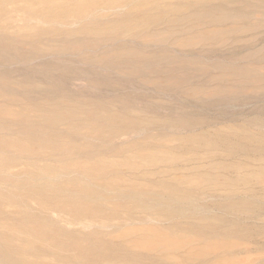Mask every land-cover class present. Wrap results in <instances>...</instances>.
<instances>
[{
  "label": "rangeland",
  "instance_id": "1",
  "mask_svg": "<svg viewBox=\"0 0 264 264\" xmlns=\"http://www.w3.org/2000/svg\"><path fill=\"white\" fill-rule=\"evenodd\" d=\"M11 1H13V0H11ZM14 1H16V0H14ZM14 1H13V3L9 2L10 5L7 4L8 8L7 7L6 8L9 11L12 10V12L10 11V14L6 13L5 15H6V17L9 16L12 19L14 18L13 19L14 22L16 24H19V25H16L17 27H19L21 23L23 24L25 22L24 24L27 26H25L24 24L22 26L27 28V29H30L29 30L30 34H33V35H31V37H32L31 39H32L33 43L31 41H29L31 43L27 42V43L21 44V42L18 43L16 41H14L17 44L14 43L15 45L14 44L13 45L11 44V45L16 47V48L18 46L17 50L14 47L13 48L9 47V49L7 48L6 51L10 50L12 52L9 51V53L7 52L8 54L7 53L5 54L6 51L5 52L0 51V53H1L0 54L1 55L0 56L1 57L0 58V92L2 91L1 93H5L4 90L2 89V86H14L13 88H18V89H21L24 91L25 90L29 91L30 87H31V89L33 88L32 91L30 90L31 93L28 92L26 94V96H20L19 95V98L21 99V101L19 103H17V106H28V109L29 108L32 109L33 112L35 110V112L32 113V115L29 116L27 118V120L31 119V120H29L30 124L35 125L36 127H37V125L39 127H41V125H44V127L42 126L43 127L42 130H44L46 132L48 131L47 133H49V134H46L44 131H43L44 132V134H43V132L40 131L39 133H42L43 135L42 134L39 135L38 132H35L37 130L36 127H34V128L32 127V128H30L31 130H28V135L31 134L30 137H33V139L36 140L35 143L38 144L37 147L40 148V142L41 143L46 142V144H48V146L50 147L49 150L53 149V148L55 149V150L54 149L52 150L53 151L52 153L53 154L55 153V154L54 155L52 154V156H51V154H50L51 151L48 152V148H47V151L45 150L46 144H43V143H42L43 145L41 144L42 145L41 147L43 149L45 148L44 150L42 149L43 154L45 153L44 151H46L50 155V158H49L48 157L49 155L47 153L45 154V155H47L46 156V162H48L50 164L54 163V165L56 167H57V165L58 166L62 165V164H59V160L62 159L60 163L64 162L63 156L67 155V149H68L67 146L68 147L70 146L69 148L72 149V147H74L77 142H78V144L80 143L81 138H79V139L76 138L78 141L77 140L75 141L74 140L75 137H73V135H72L73 133L70 134L72 132V130H73V132L80 131L84 134L83 128H87L86 126L89 127V130H92L91 126L98 127V126H96V124H99L100 127L102 126L101 130L103 129V132H106V130H107L106 128L108 127L109 128L108 130L110 131V133H112V135H111L112 140H110V133L109 132H106V135H105V137L109 138L108 140L105 137L104 138L102 137V136H104V134L101 137L103 138V140L104 139L106 140V142L104 141V143H106L107 146H109V148H106L109 152L104 154L106 156L99 154V159H100V157L104 156L102 160H104V161L107 160L108 163L105 162L104 164H102V166H104V168L106 166V163L108 164L107 165V173H108V168L111 169L110 171H112V170L114 171V170H117L120 168L121 169H120V171H117V172L115 171L117 174L112 171L111 174L109 172L108 174H106V176H104L103 178H100L99 180L97 177H95L94 178L95 180L93 179L94 181L93 180L92 181L95 184H101L102 180L104 181V183H106V181H108V182L110 181L111 183L113 182L112 184H114V181L116 182L117 177H120L122 175L123 179L125 180V183L127 181V184L129 185V187L127 184H124L123 179H118V180H122V181L117 180V182L119 184L116 182L115 183L116 185L114 184L115 187L119 188L120 184L123 183L122 184L123 186L120 187L123 189V191L124 190L129 191V190H132V188H133V191H130V192H134V193H137V192L140 193L141 192L142 194H144L146 192H150L149 196H148L149 193H146L145 195H143L142 197H140L138 199V200L142 199V202L144 201V203L138 201L136 195L133 196V197H136V201L134 198H121V199L119 198L116 200V202H114V203L112 202L115 207H117L118 205L123 203L124 205L122 204L120 206H125L127 208L126 205H128L129 206L128 208H130V209L132 207L131 204H133V207H134V205H136L137 203L139 204V202L142 203V204H139L140 207L146 208L147 205H151V206H147L148 209L143 208V210L139 206H138V208H139L138 209L136 207L137 206L136 205L135 207L137 208L136 210H138V211H135V207H134V209L132 207L133 211L130 209L129 210L127 209L131 213H129L127 210H125V208L124 209L121 208V210L118 207H117L118 209L114 208V209H116V210H114V213L117 214L119 212L118 215H120V214L121 215L120 216L117 215L119 218L112 219V220L114 222L116 221V223H118V220H120L119 221L120 223L122 221V222H125L123 224H126V226L122 225L123 227H121L122 223L121 224L118 223L120 225V228H123V229H119L120 232L122 231L123 234L129 233L131 236V235H135L136 231L138 232V231H141V229H145V232H147V235H146V233H144L145 235L144 236L142 235L143 237L149 236L148 231L150 232V236L147 237V239H150L149 240L150 242L152 240L153 241H152V243H150L148 240H146V242H144L145 240L142 241V243H144V246L141 249H143L144 252H142L143 250L140 249L142 252V253L140 252L141 254H148L149 251H150V253L152 251L151 256L153 254L154 255L156 254V256L159 255L158 256L159 258L157 257V262H160L159 264L165 263V261H166L165 264H171V263L172 264H174V263L179 264L177 262H180L183 258L186 259L185 257L187 256L186 255L187 252H186V254L185 253L183 254V252H185L184 250L187 251V249H183V248H186L187 247L186 245L193 246V242L196 243L194 245V247H196V245L201 244L204 240V238L201 235L204 234L205 239H206L205 240L206 243L204 241L203 244H205L207 246L202 244V245L197 246L198 247L197 249H195L194 247L191 248L189 246L188 250L191 251V253H192L195 249L194 252H195V254L197 252L196 255H198L197 250L199 249L200 250L199 254L203 255L204 256L203 259L206 258L207 262L211 258L214 259L212 256H210L212 253H213V256L216 255L219 257V260L217 262L210 260L209 264H213V263H216V264H264V0H158V2L160 4L158 3L157 5H159V7L156 4L152 3L153 0L152 1L147 0V1H149V4H147L148 2L146 0H144V1L140 0V2H142L141 3L142 5L137 4L139 2V0H136V5H134L135 0H133V1L130 0L132 4L128 0H126L129 2V3L127 2L129 5L125 2L126 7L124 5L123 0H119V2L117 0V2L119 3V4H116V8H115L117 11L114 8H112L116 2L114 0H113L114 2L111 0H100V3H99V0H97L98 2L93 7H92V5H93L92 2H91L92 5L88 4V6L86 5L84 7V6H79L78 4H76L78 2L75 3V0H72V2H71V0H67V2H66L67 6H68V4L69 5L73 4V6L71 5V7H73L72 8L73 13L71 11H69V10H71L68 8L70 6H68V7L66 6V4H65L66 0H64V2H63V0H51L53 3H55L54 7H56L55 5L58 4V6H59L58 9L57 8L53 9L54 7L52 8V6H51L52 2H50V0L48 3L46 2L45 5L42 4L43 1L41 4H37L36 0H31V1L29 0V2H27L30 4L29 6H32V4L34 3L33 1H36L35 4L40 5V6H38L39 8H37V5L35 6V4H33V6H32L34 9L35 8L37 9L36 15H34L35 11L34 12L30 11V13L31 14L33 13V16H35L34 17L35 19L33 18V16H32V19H30L31 14L29 13L28 10L27 11L29 14H27V12L25 10H20V12L18 11L19 13L14 12L13 9L16 7L15 4H19L18 0H17V3L16 2L14 3ZM20 1L23 2V0H20ZM25 1H27V0H25ZM44 1H47V0H44ZM95 1L96 0H94V2ZM101 1H103V4H104V2L106 4L103 6L102 5L99 6L98 3L101 4L102 3ZM120 1H122V2H120ZM22 2H21V4H22ZM38 2L40 3L41 0H39ZM62 2H63V4H62ZM108 2L113 3V4L112 3L110 4L111 7L109 6V8H108V5H109ZM143 3L145 4L146 7L145 6L143 7ZM151 3L153 4V7L151 6L152 5ZM155 3H157V0ZM11 4H13V5H11ZM64 4H65V7L68 8V11L64 7ZM46 5L49 7L51 6V9L49 10V7H47ZM60 5L62 6V8ZM90 5H91V7H90ZM96 5H97V7H95ZM117 5H118V7L120 6L121 8L120 9L117 8ZM137 5H140V6H137ZM10 6H12V7H10ZM43 6H45V7H43ZM135 6L138 8H136ZM46 7L48 8L47 10L45 9ZM63 7H64V9H63ZM149 7H151V8H149ZM82 8H83V10H82ZM91 8H94L96 10H98V9H100V10L102 9V10H101V12H100V10H98V11L95 10V12H94V10H92ZM34 9H32V10H34ZM44 9L46 10V12L48 11V13L50 11V15L51 14L53 15V17H52V15L50 16L49 14H48L49 16H46L47 14L45 15L47 18L49 17L48 19H49L50 23L47 22L48 19L44 15L42 17V14H44L43 11L45 12ZM60 9H61V11H60ZM125 9H126V11H125ZM144 9H148V10L144 11ZM38 10L40 11V13ZM58 10H59V12H58ZM114 10L117 13H115ZM130 10H131V13H130ZM137 10H139V11L143 10V11L139 12ZM22 11H25V13ZM41 11H42V13H41ZM52 11L54 13L57 12V13H55V15L57 14L55 16V18H54V13ZM102 11L106 12V13H103ZM132 11H135V12L133 13ZM96 12L98 13L99 16H97ZM118 12H121V13L124 12L125 14L124 13L121 14ZM60 13H61V15L59 17ZM64 13H66V14H64ZM92 13L95 14V17L97 16L98 18H95L92 16V18H93L92 19L91 17L88 16L89 14L91 15ZM62 14H64V17L62 16ZM101 14H103V15H101ZM144 14H145V16H144ZM25 15H27V16H25ZM65 16L67 18L66 20L64 19ZM69 17L71 20L69 19ZM79 17L81 20L79 19ZM104 17H106V19ZM38 18H41L43 20L45 19V20L43 22V20H41V19L37 20ZM99 18H101V19H99ZM139 18H142V19H139ZM144 18H146L147 20L152 18V20H154V21L149 20V21H147V22H149L147 24V22ZM23 19H25V21H23ZM68 19H69L70 23L72 24V25L69 24V27L71 25V27L69 28V32H67L68 27H67V29L64 27V26H68V25H66V21H68ZM29 20H31V22L33 21L34 23H32V24L29 23L30 22ZM34 20L37 22H35ZM61 20H64V23L61 22ZM82 20L84 21V23ZM92 20H93V22H91V24H90V21H92ZM97 20H98V22H97ZM127 20L130 21V22H127L130 24H127V25L125 24V27L129 26V27H126V29H125L124 23H126ZM53 21L56 22L57 25L59 22H61L62 25H64V26H62L61 29L60 28L58 29L56 25H50V24H53ZM132 21H133V24H131ZM141 21H144V22H141ZM150 21H151V23H150ZM40 22L41 23L43 22L42 24H44V25L40 24ZM28 23H29V25H28ZM86 23H88V24H86ZM101 24L103 25V27ZM33 25L36 26V28ZM41 25H42V28H41ZM49 25H50V27H49ZM60 26H61V24H60ZM92 27H94V30L95 29L98 30V32L95 30V33L96 32L98 33V35L96 34L97 36L95 34L94 35L90 34L91 31L93 30ZM48 28L50 29V31ZM53 28H55V29H53ZM109 28H111V29H109ZM122 28H124V32H126L127 30L128 31L126 33H124V32H122V30H123ZM33 29H37V31L33 30ZM44 29H46L45 34H47V35L42 34V36H38V35H40V33H44L43 32V31H45ZM88 29L89 30L92 29L90 31V33L89 32L86 33V30L89 31ZM99 29L101 31H99ZM55 30H56L55 33H57V34H52V33H54ZM57 30H59V33ZM60 31L63 34H61ZM70 31H72V32H70ZM35 32H36L35 35H37L38 38L42 37L39 39V41H38V38H34V37H37L34 35ZM73 32H75L74 35L72 34ZM49 33H51V34L49 35ZM67 33H71L72 35L67 34ZM91 35H92V37H91ZM10 41L11 40H7V42L6 41H4V42L6 44L8 43L7 45H10L9 44ZM11 43H13V42H11ZM25 44H28V45H25ZM32 46H35L36 48L32 47ZM42 46L45 49L38 50L40 48L42 49ZM46 46H47V48H46ZM48 47L51 49H48ZM11 49H15L14 50L15 52ZM33 49L34 50L36 49V51L38 50V52H41V51H43V52H42V54H38V52L34 53L36 51H34ZM10 53L12 56L10 55ZM2 54H3V56H2ZM30 54H32L33 56ZM36 54H38V55H36ZM7 55L9 56V58H7ZM11 59H13V60H11ZM14 60H15V62H14ZM16 86H21V87H16ZM22 86H23V89H22ZM24 87H25V89H24ZM38 87L40 89H38ZM41 88L42 89L48 88V89H50V91L52 88V91L50 93V91L45 89L44 90L45 94H44L43 90H42L41 95H40V93L39 94L33 93V91L39 92V90H41ZM14 95L16 96V94H14ZM53 102L55 105H58V103L59 104L61 103V105L58 106V109H56L55 107L53 108V105H54ZM41 105H42V107H41ZM17 106H15V108H17ZM32 106L35 108H33ZM36 108H39V110H37ZM41 108H43L42 109L43 111L45 109L44 113H42ZM51 108H52V112H50ZM53 109H55L54 112H53ZM62 109H64V110H62ZM66 109H68V110L71 109V113L69 114L70 110L68 111ZM40 110H41V112H40ZM47 110H50V111H48V114H47ZM57 110H59V111L62 110V111H60V113H59ZM74 110L75 111L77 110V112H75ZM79 110L81 113H82V111H87V112L91 111L88 113L83 112L82 114H84V116L82 115V117H84V118L88 114H90V113L92 114L94 112L96 113V114L94 113L96 116L94 114H93V116L90 115L91 119H89V117H90L89 116V117H86L84 119L85 121H83L82 118L79 119L81 117V115H80V117L78 116L79 118L78 117H77L78 119L75 118L74 119L75 121H74L73 118H74V116L79 115V113H78ZM66 111H68V113ZM72 111H74V114L72 113ZM92 111H94V112H92ZM55 112H58L57 113L58 116ZM42 114H44V116ZM60 114H63V115L60 116ZM71 114H72V116H71ZM85 114H86V116H85ZM116 114H117V116H116ZM46 115L48 117H50V119L48 117H46ZM109 115H111V119L109 118ZM112 115L115 116V118L118 117V119L114 120V117ZM69 116L73 117L72 118L73 121L71 119L67 121V119H69ZM104 116L105 117L108 116L107 120L113 119V121H115L114 123L122 122L121 119H123V121H125V122H122L119 125H118V123L117 124L112 123L110 126V120H108V122H107L108 124H106V122H105L106 118H104ZM57 117H58V120L56 119ZM65 117H67V118H65ZM100 117L103 120L100 119ZM120 117H121V119H120L121 121L119 120ZM62 118H63V120H65V122L67 121L65 124H64V121L62 120ZM87 118L90 120L89 122L93 121L94 125L93 124L91 125L92 122L88 123V121L86 120ZM132 118H133L134 124L131 122ZM55 119H56V121H58L57 123H56V121H55V123H53V121ZM14 120H18V119H16V117H15ZM77 120H79V122ZM41 121L45 122V124H47L49 122V125H45L44 123L40 124ZM61 121H63V123H60ZM71 121L73 122L74 126L72 124L70 126V123H72ZM113 121H111V122H113ZM127 121H130V122H128V124H127ZM17 122L18 121H16V123ZM50 122H51V124H50ZM135 122L141 128L137 127V124ZM75 123L76 124L82 123V124H80L77 127L78 128L77 129L76 128L77 125ZM83 123H86L85 126ZM101 123H104L105 127ZM129 123L132 127L129 125ZM66 124H68L69 127H67ZM87 124H89V125H87ZM126 124L128 125V127ZM115 125H118V128L122 125L124 127V129L126 127H127V129H129L131 127L130 128L131 130L129 129V131H132V132L129 133V131H126L127 129H125V131H126L125 132L123 128H122L123 130H120L122 126L120 127V129H116L118 131H114V129H113V131L110 130L111 127L117 128ZM46 126H47V128H46ZM65 127H67V130ZM74 127L76 130L74 129ZM80 127L82 130L79 129ZM134 127H137L138 129L137 128L135 129ZM45 128H46V130H45ZM58 128L61 131L59 133H62V136H61V134H57ZM63 128H65V129H63ZM39 129L40 128H38V130ZM55 129H57V132L54 131ZM62 130L65 131L66 133H63ZM86 130H87V132H85V134L86 133L88 134V131H89L88 128ZM32 131H33V133H32ZM120 131L121 132L123 131V132L120 134L119 133ZM67 132H69V133H67ZM114 132L119 134V135L116 134L118 140H117V138H115V140H113L115 137V136H113V135H115ZM35 133H37V134H35ZM128 133H129L131 138L128 136ZM146 133L149 135L146 136ZM54 134H55V137H53ZM63 134L65 136L67 134V137H69L68 138L69 140H67V138L64 137ZM69 135H71V136H69ZM152 135H154V136H152ZM40 136L45 141H43L40 138ZM43 136H46L47 140L44 139L45 137H43ZM51 137H53V138L50 139ZM147 137L149 138V140H148L149 142L146 140ZM55 138L57 140H55ZM93 138H90V139L89 138H82L84 145L81 141V144H79V145L77 144V146L82 147V148H86L92 144ZM95 138L93 140V143L95 141L94 144L96 147V145H97L96 143L98 142V140H96V139L97 138L99 139V136L96 139ZM127 138H128V140H126ZM140 138H142L143 141ZM101 139H99V142ZM37 140L39 141V143H37L38 142ZM61 140H63V141H61ZM73 140H74L75 144H72V143H74ZM86 140L88 142H91V144L88 145V142ZM121 140H124L125 143ZM169 140H170V142H169ZM52 141H56V143L52 142ZM67 141H69V142H67ZM71 141H72V143H71ZM84 141H86V142H84ZM107 141L108 142L109 141H112V142L115 141V142H114V144H112L111 142L108 143ZM116 141H117V143H116ZM129 141H130V143L132 142V144L133 143L135 144V145H133L135 150L138 151L139 149L141 150L143 148L141 150L143 152H141L140 150L138 151L139 154L144 153L145 152L144 150L148 151L149 154L147 153V157L143 156L146 153L141 155L143 158L144 157L149 158L148 155L151 154V156H152L153 151L157 150V151H154V153L156 152L155 154H153L154 157H156V158L159 157L158 159H160L161 157L167 158V161L166 160L163 161V163L165 162L164 163V167H165L164 169L166 170L169 167L168 169L171 170L170 168H172V170L170 171L171 173L169 172L170 174H168V172H167V171H169L168 169H167V171H165V170L161 171V170H163V169H161V168H163V166L162 167H159V166H161L162 159H161V162L159 161V163H160L159 166L157 165L158 168L161 169L160 170L161 172H159V169L155 166L156 164L153 166L157 170H154L152 168L153 167L152 164H154L156 162L158 163L157 159L152 157V159L150 158V160H151L150 161V160L145 159V158L143 159L142 157L138 159V156H136V158L139 161H141L142 159L144 161L148 160L147 169H145L143 167L144 165H142V164L140 166H137V165H139V161L137 160V165H136V163H135L136 159H135L134 163L136 166L134 165V167L135 168L139 167V169L136 168L137 170L135 172L134 169H132V166H133L132 165L131 169L133 170V172H131L129 165H131L133 162L131 164L129 163V165H128V162L132 161L134 156H132V159L130 156L132 155L133 151L135 152V150L131 149V148H133L131 146H129L131 148L128 147L127 143L130 145ZM144 141L147 142V144ZM165 141H166V143H165ZM57 142H59V143H57ZM99 142H98L97 147H99ZM143 142L145 143L146 146L141 145V144H143ZM152 142L153 143L156 142L157 145L155 146L156 143L153 145ZM167 142H168V145H166ZM85 143H87V145H85ZM122 143H124L125 146L126 145L127 146L125 147L123 144L124 148H122L123 147ZM136 143H137V146H136ZM36 144H35V146H33L34 148L36 147ZM58 144H60L61 146H59ZM181 144H182V146H181ZM151 146H153V147H151ZM183 146H184V148H183ZM185 146H186V148H185ZM60 147H61V150H60ZM119 147L122 149H120ZM127 147L129 149V151L125 152L124 150H126L125 148H127ZM146 147H148L149 149L152 148V150H150L151 153L149 152V149ZM166 147H168L169 149H171L170 147H173L171 149V151L173 150V152H171ZM114 149L118 150V151L123 150V153L121 154L122 156L120 155V157H119L121 159L123 157L125 160H127V161L122 160L124 162L123 166H122L121 159H119L117 157L116 153H114L115 155H113L112 159L109 158V159H111V161L108 160L107 155H109L111 157L113 152L115 151ZM130 150H132V151H130ZM71 151L72 150H70V152L69 151L68 152L70 154L76 156V152L75 151L71 152ZM127 152H129V153L127 154ZM166 152H168V153H166ZM110 153H111V155H110ZM57 154L60 156L59 158L57 157L58 156ZM135 155H138V154L136 153ZM126 156L128 157L129 161H128V159H126L127 158ZM71 157H73V156H71ZM105 157H106V159H105ZM168 157H170V159H172V158H177L178 160L180 159L179 161L182 160L181 163L184 161H187L188 164H185V163H187V162H185L184 164L179 165V163H180L179 161L175 162V159H174L173 160L175 162L174 163L172 160H168ZM113 158L114 159L116 158L117 161L113 160ZM68 159H70V157L67 156V158H66V156H65L64 160H66L65 162H67V163H69L70 160H72V161H70L72 163L74 160L75 161L78 160V159L76 160V158H73V159L71 158L68 161ZM112 160H113V162H112ZM78 161L81 162L82 161L81 158H79ZM142 161L140 163H142ZM169 161L170 162L172 161L174 164L171 162L169 165L167 163ZM114 163H115V165L118 164V167L115 166ZM148 163H149V165H148ZM166 163H167V165H166ZM43 164H45V163H42V165ZM50 164H48V165L50 167H52L53 164L52 165H50ZM109 164H110V167H109ZM143 164H145V162ZM150 164L152 167L150 166ZM111 165H114L115 168L111 167ZM171 165H173V166H171ZM195 165H196V167H195ZM55 166H53L52 168L57 169V168H55ZM166 166H167V168H166ZM183 166L185 167V168H183V170H185L186 167L189 169L191 168L190 171L193 170L192 168H194V170L187 173L186 170L189 171V169H186L185 173H184V171H182V169H181ZM197 166H198V168L200 166H202L204 169L207 167V170L206 169L201 170L202 167H200V169H198ZM98 167H97V169H98ZM101 167L99 170H101ZM127 167H129V168H127ZM145 167H146V165H145ZM148 167H151V168H148ZM177 167H178V169H177ZM179 167H181V168H179ZM124 168H126V169H124ZM140 168L141 169L143 168V169L141 170ZM195 168L197 169L196 171H195ZM151 169L154 173L156 171H158L159 173H161V175H162V173L163 174L167 173L168 176L165 175V176L160 177V174L158 172H156L158 175H156V173H155L154 176H156V178L155 177L153 178L154 173L151 171ZM102 170H104V169H102ZM146 170H148V171H146ZM173 170L174 171L180 170V171H177L178 173H180L182 171L183 174H182V172L180 174H182L183 176H184V174L185 175L189 174L188 177L186 176V178L188 180L191 179L190 180L191 186H193L195 188H190L191 186L189 185L190 184L189 181L186 178L184 179L183 177L181 178L182 181L180 180V182H179L180 185H178L177 181L179 180L181 175L178 174L177 172H176L177 174L173 173L174 172ZM122 171H125L124 175H123ZM142 171H144V172L146 171L147 173L151 172V173L150 174L148 173V175L146 176L145 175L146 172H145L144 175L146 177H144V176H142V173H140ZM199 171H202V173ZM118 172H120L122 174H120V173L118 174ZM203 172H205L206 174L203 175L204 177L202 176V178H203L202 179L200 177L202 174H204ZM113 173L116 174V177ZM172 173H173V176L175 175L174 178L176 181H174V179L171 178V177H173V176H171ZM191 173H194L192 175H195V178H193L194 176L192 178H189ZM196 173H198V174L201 173V174L196 175ZM109 174L114 176V178H112V176H111L112 179H115V178L116 179L115 180H112V179L107 180V178H110ZM132 174H133V176H132ZM134 174L137 175V177L134 176ZM128 175H130L131 179L128 178L129 177ZM151 175H152V177H151ZM124 176L126 178H124ZM138 176H142V177L146 178L147 182H145L146 179H142L141 177H138ZM148 176H150L152 179ZM157 176L160 178H157ZM169 176H171V177H169ZM197 176L200 179H202V181L198 180ZM133 177H136L135 178L136 181L134 180ZM164 177H167V178L169 177L172 179V181H170L168 183V181H164L165 180V179H163ZM220 177L223 178L224 181L226 180L225 183L221 182L223 180L218 181L219 179H217V178H220ZM167 178H166V180H171V179H167ZM126 179H128V180H126ZM137 179H139L138 182H137ZM150 179H151L152 183L156 179L159 181L161 179V181H160V183L162 182L161 185L163 184L165 186L162 185L164 188H161L162 187L161 186L160 190L165 189V187L168 186L167 184H169V186L173 185V184L175 186L177 184L176 185L177 188H176V186L175 187L171 186V188H172L171 192L169 190L170 187H168L169 189L166 188L165 193H164L165 196H166V194L168 195V197L166 196L167 197L166 198L163 194L164 190L161 191L162 193L158 192V190H159L158 187L160 186V184H159V182H156L157 180L155 181L156 185H154V188L158 186L157 187L158 189H156L157 191L152 188L153 185L150 188L149 185L152 184L151 182H149V185L143 183V182L148 183V181H150ZM192 179H196L198 182L196 180L193 181ZM100 180H101V182H100ZM133 180H134V182H133ZM185 180H187V182L189 183L188 186H187V184H185V186H186L185 188L190 186L189 189H184V187H183L184 183H187ZM139 181H141V183ZM199 181H200V183H199ZM216 181L219 183H217ZM96 182H98V183H96ZM175 182H176V184H175ZM212 182H214L213 183L214 185L217 184L216 187H213L211 185ZM135 183L138 184V185L136 184L138 187L141 186V188H138L135 185ZM139 183L142 185H139ZM209 183H211V184H209ZM220 183L221 184L223 183V186H224V187L222 186L221 189H219L221 187V185H219ZM231 183H232V185H231ZM132 184H134V185H132ZM193 184H195V186ZM198 184L199 185L201 184V186H197L199 188L206 189L207 187H209L208 189L213 190L212 189V187H213L214 190L213 191L209 190L208 192H205L203 194V196L197 195L196 193H199V192L195 193V191L193 192V190H195V189L196 190L197 189L202 190V189H199L196 187V185H198ZM206 184H208V185L206 186ZM125 185H126L127 189L130 188L131 185L132 186L130 189L127 190L124 187ZM146 185H148L149 188L146 187ZM218 185H219V188H218ZM110 186L111 185H109L107 188H109L111 191L112 190L114 191L115 187H113V186L110 187ZM147 188H148V191H147ZM109 189H107L108 190L107 193H109ZM173 189H174V191L177 189L176 190L177 192L181 191L180 192L181 194L179 193L180 195L179 194L175 195V192L172 191ZM178 189L180 191H178ZM223 189L225 190V192H221ZM118 190H120V189H118ZM150 190H152V191H150ZM167 190H169V191H167ZM182 190H185L187 192L188 197L189 196L190 197L187 198V196L185 194L186 192H184V194H185L184 195ZM187 190H189V191H187ZM218 190H220L219 191L220 195H219V193L216 192ZM155 191L158 194L154 195ZM190 191L192 193H195L193 195H195L197 198L200 197V199L199 200L194 199L195 196L192 197L193 195L191 194ZM152 192H154V193L152 194ZM168 192H170V194ZM172 192L174 193L173 195H175V196L172 195ZM188 192L190 194H188ZM115 193H116V190L114 192H112V196ZM211 193L215 197L217 196V194H218V196L215 198L214 196L211 195ZM109 194H111V193H109ZM160 194H162L163 196ZM151 195H152V197H150ZM171 195H172V197H171ZM181 195H183V196H181ZM158 196H159V198L161 196L160 200L157 201L160 204L155 202L156 200H158L155 197L158 198ZM227 196H228V198H227ZM181 197H182V199H181ZM205 197H207V198H205ZM162 198L166 199V200H163ZM168 198H173V200L172 199L169 200V202H173V204L172 203H170L169 205L167 204V203H169ZM174 198L176 200L177 199L182 200L183 204H182V202H180L178 200L174 201L175 200ZM132 199L135 201V204L133 203V201H131ZM186 199H188V201H190V202H188ZM202 199L204 201H201ZM205 199H208V200L206 201ZM113 200L115 201V199H113ZM150 200L151 201L153 200V203ZM162 200L165 201V203ZM184 200H186V201H184ZM244 200H246V201H244ZM59 201L62 202V200H59ZM147 201H149L148 202L149 204L147 203ZM166 201H167V203H166ZM193 201L195 204L200 203V204H203L205 207L203 205L196 204V207H194L196 209L194 210V208L192 209V206L195 205L192 203ZM117 202L120 204H118ZM127 202H129L130 204H127ZM161 202L164 203V205ZM185 202L188 204L187 207H186V204L184 205ZM203 202H205V203H203ZM208 202H209V204H207ZM232 202L236 205H233ZM112 203L110 200V204H112ZM146 203H147L146 206L143 205ZM151 203L153 204V206ZM179 203H180V205H178ZM189 203L191 205H189ZM210 203L213 205H211ZM221 203H222V206H221ZM105 204H104V206H107V208L113 207V206L108 205V202H107V205H105ZM228 204H229V206H228ZM155 205H157V207H155ZM160 205H162L163 207L165 206V207L160 208ZM237 205H239V207L242 209L244 208L243 210L245 212H243L242 209H239V211L243 212V213L240 212L241 216L243 215L242 217L240 216V214H238L235 211L237 208H239ZM168 206H170L169 207L170 210H167ZM207 206L209 207V209L207 208ZM215 206H216V208H215ZM220 206H221V208H220ZM149 207H150V209H149ZM173 207H175V208H173ZM177 207H179V209ZM189 207H191V208H189ZM111 208H109L108 210L107 209L105 210L107 213V214L105 213L106 215L111 214V213L114 214L113 208H112V210H110ZM165 208L169 213L166 210L163 211V209H165ZM180 208H182V209H180ZM211 208H213V209H211ZM230 208H232V209H230ZM184 209H186V210H184ZM216 209H218V210H216ZM220 209L222 210V212ZM140 210H141V212L143 211L144 213H146V212L149 213L150 210L151 211L154 210L155 212L154 213L150 212V214H145V216L147 215L146 216L147 219H146L144 217L143 212H142L143 216L141 215V213L139 214ZM145 210H147V211L145 212ZM183 210L185 213H187L188 211L189 212L191 211V213H187L188 215L186 216L184 214ZM197 210H199L200 212ZM209 210H212V211L214 210V211L209 212ZM110 211H111V213H110ZM123 211L126 214L128 213V215L133 218L132 221L134 223L128 221L129 224H131V228H128V226H127L128 223H127V221H125L126 214ZM156 211H157V213H160V214H157ZM162 211L166 214H164ZM170 211H173L174 213L173 212L170 213ZM175 211L177 213H175ZM178 211L181 214L178 213ZM218 211H219V213H218ZM136 212H137V214H136ZM226 212H228V213H226ZM152 213H153V218H154V216L157 217V215H158V217L161 218V220L162 219L165 220V222L164 221L162 222L157 217L158 220L160 221L159 223H156L157 226L160 227L163 224L167 225V226L163 225V227H160L161 229L163 228L166 232L167 231L171 232V230L173 231L176 229L175 231H177L179 233H177V232L173 233L172 232L173 235H171L170 233L167 232V233H165V235H167V234H170V235H167V237L164 236V234H162V233H164L165 231H162L161 229H159V227H158V229L154 228L155 222H158V220H156L157 218L152 220L153 219L151 217ZM236 213L239 216L236 215ZM130 214H134V215H130ZM168 214H169V217H168ZM172 214H174V216L176 215L175 217L172 216L175 218V220H172V219H174L171 217ZM182 214H184V216ZM203 214H207V216H205V219H202V221H201L200 219L204 218ZM229 214H231V215H229ZM139 215H141L142 217ZM149 215H150V217H148ZM160 215H162V217H160ZM200 215H202V216L200 217ZM233 215L236 218H234ZM177 216H179V218H177ZM190 216H192V217H190ZM195 216L199 217L200 219H197ZM115 217L116 216H114L113 218H115ZM138 217H140V218H138ZM180 217H183V218H180ZM188 217H190V218H188ZM206 217H209L208 218L209 220ZM144 218H145L146 223H144L145 222ZM149 218H150V221H148ZM169 218H171L170 221H167V220H169ZM191 218H193V219H191ZM138 220L141 221V225H140V222ZM135 221H136V223L138 222L137 225L135 224ZM230 221H232V223H234V224H232ZM175 222H177L176 226H175ZM187 222L190 224H188ZM151 223H153V224H151ZM170 223H171V225H169ZM173 223H174L175 228H173L171 230H169V229L167 230L165 228V227L172 226ZM178 223L181 226L183 225V227L186 226L185 227L186 229L183 227H182L183 229H181V226ZM193 224L195 225V227H192ZM199 224H200V226H199ZM132 225H134L135 228L137 226L138 227L140 226L139 227L140 229L137 227L139 230L137 228H136L137 230H135L133 228L134 226H132ZM235 225H236V227L237 226L238 227L236 228ZM228 226L230 227V229ZM125 227L128 229H126ZM187 227H189V228H187ZM201 227H203V228H201ZM197 228H200V229H197ZM154 229H157V230H154ZM184 229L187 230L188 232L185 231L182 234L181 231ZM192 229H193V231H192ZM195 229L197 231V234H196V231H194ZM203 229H204V231H203ZM225 229L227 230L226 232H225ZM234 229H235V232L236 231H238V232L236 234L234 233V235H233L232 232L234 231ZM125 231H126V233H124ZM133 231H134V234H133ZM159 231H162V233H160ZM198 231L200 233H202V232L203 233L201 235L199 234V236H197ZM141 232L143 234L144 231L142 230ZM138 233H136V234L141 235V233H139V234ZM151 233L155 234L156 238H154V236H152L153 237L152 238ZM175 233H177V234L175 235ZM225 233H227V234H225ZM228 233H230V234H228ZM159 234L161 236H164V238L166 240H164V238L162 239V237H160L161 238L160 239ZM137 235H136V237H137ZM200 236L203 238V240ZM128 237H126V238H128ZM132 237H134V236H131L130 238H132ZM168 237H170V238H168ZM182 237H185L186 239L183 238V240H182ZM190 237L195 238V239L197 238V240L193 239L194 240L193 241V240H191L192 238H190ZM175 238H176V240H175ZM179 238L181 240H179ZM198 239L201 240L200 241L201 243L198 241ZM162 241L163 242H169V243H174V241H175V243L178 244L179 246H181L183 244L181 247L178 248V249L181 248V250L183 249V252L180 251L181 252L180 253L178 251V249H176L177 251L174 252L170 249V252L168 253L169 250L165 251L164 248L161 247ZM179 241H181V242H179ZM186 242H189L190 244L189 243L186 244ZM147 243H149V244H147ZM213 244H215L217 246L214 245L215 247L214 246L212 247ZM221 244H222V246H221ZM227 244L230 247L232 244H233L232 247L236 246L233 249H231L234 251H230V252L236 251V254L231 253L234 256L231 255L228 250L225 249V251H224V248L227 247L226 246ZM158 247H159V251H157V249H156ZM160 247L163 250L160 249ZM239 247L241 248V250L243 252L241 250L237 249ZM190 249H192V250H190ZM213 249H214V251H213ZM204 250H205V253H204ZM206 250H207V252H206ZM237 250L241 254L242 253L243 254L241 255ZM147 251H148V253H147ZM155 251H156V253H155ZM163 251H165V253ZM171 251H172V253H171ZM219 251H220V253H219ZM223 252H225L226 255L230 254V257H229V255L226 257L225 254H222ZM167 253H168V255H167ZM189 253L190 252H188V254ZM216 253L217 254L219 253V254L217 255ZM244 253H247V254H244ZM161 254H163V255H161ZM164 254H166L167 256ZM195 254L194 253L189 254L190 255L189 258L191 259V256L194 255V257L192 256V259H195ZM220 254L223 255V257H220L221 256ZM238 254H240V255H238ZM154 255L152 257L155 258L156 256H154ZM164 256L169 257L167 259L168 261L164 260V259H166V257H164ZM170 256H173V257L170 258ZM200 257L202 258V256H200ZM161 258H162L163 262L160 261ZM172 258H173V260H172ZM184 259L180 262L181 264L184 263L183 262V261H185ZM149 260H151V259L147 258V260L146 259L143 260L144 261L143 264H149V263L152 264L151 261H149ZM187 260H188V258H187ZM187 260H186L185 264H188L189 261H187ZM224 260H225V262H223ZM194 261H195V263L196 262L198 263L199 260L196 261V259H195V260H193V262ZM200 261H201V263H200ZM200 261H199V264H203V263L205 264V262H206L204 260H200ZM115 263H118V262H115ZM190 263H192L191 260H190ZM195 263H192V264H195ZM153 264H155V263H153Z\"/></svg>",
  "mask_w": 264,
  "mask_h": 264
},
{
  "label": "bare ground",
  "instance_id": "2",
  "mask_svg": "<svg viewBox=\"0 0 264 264\" xmlns=\"http://www.w3.org/2000/svg\"><path fill=\"white\" fill-rule=\"evenodd\" d=\"M14 1V0H13ZM13 1H11V0H0V51L1 52H5L6 50H7V48L9 49V47H14V46H12L14 43H16V42H21V44H24V43H27V42H29V41H31L32 42V37H31V35H33V34H30V29H27V28H25V27H23L22 25L25 23H21L20 24V26L19 27H17L16 25H19V24H16L15 22H14V18L12 19L11 17H6V13H9L10 14V11L12 12V10H8L7 8V4H9L10 5V3H13ZM31 1V0H30ZM37 1V2H36ZM36 1H33L32 3L33 4H35V2L37 3V4H41L42 3V1H43V3L42 4H46V2L48 3L49 2V0H47V1H44V0H41V2L39 3L38 1L39 0H36ZM111 1H113V0H111ZM114 1H116L117 2V0H114ZM113 1V2H114ZM130 3H131V1L130 0H128ZM128 1H126V0H123V2H124V5L128 2ZM133 1V0H132ZM142 1H144V0H142ZM147 1V0H146ZM152 1V0H151ZM150 1V2H151ZM10 2V3H9ZM17 3V0L16 1H14V3ZM18 2H19V4H15L16 5V7L13 9V11L14 12H20V10H25L26 12H27V14H29L30 13V11H32V12H34V15H36L37 13V9L35 8H33L32 6H33V4H32V6H29L30 4L29 3H27V2H29V0H27V1H25V0H23V2L22 1H20V0H18ZM21 2H22V4H21ZM45 2V3H44ZM50 2H52L51 0H50ZM63 2H64V0H63ZM63 2H62V4H63ZM66 2H67V0L65 1V4H66ZM69 2V1H68ZM71 2H72V0H71ZM76 2H78V3H76ZM91 2H92V4H91ZM94 0H75V3L76 4H78L79 6H88V4H91L92 5V7L98 2L97 0L94 2ZM102 3L101 4H99L100 3V0H99V3H98V5L100 6V5H105L106 3L104 2V4H103V1H101ZM115 2V7L113 6L112 8H116V4H119L118 2H119V0H118V2L116 3ZM120 2H122V1H120ZM126 2V3H125ZM128 2V3H129ZM138 2V1H137ZM148 2V3H147ZM146 3L147 4H149V1H147ZM156 2V0H153V4H158L159 2H158V0H157V3H155ZM161 2V1H160ZM112 3V2H111ZM111 3H109L108 2V8H109V6H110V4ZM127 3V4H128ZM135 4L134 5H136V0H135V2H134ZM142 2H140V0H139V2L137 3V4H141ZM151 3V4H152ZM37 4H35V6L37 5ZM53 4V5H52ZM54 4L55 3H51V6H52V8L54 7ZM65 4H64V7H65ZM113 4V3H112ZM132 4V3H131ZM146 4V5H147ZM150 4V5H151ZM153 4L151 5L152 7H153ZM160 4V3H159ZM11 5H13V4H11ZM14 5V6H15ZM72 6H73V4H71ZM71 5H69L68 4V6H70V7H68L67 6V4H66V6L69 8V9H71V10H69V11H71L72 12V8L73 7H71ZM91 5H90V7H91ZM129 5V4H128ZM142 5V4H141ZM38 6H40V5H37V8H39ZM42 6V5H41ZM47 6V5H46ZM51 6L49 7V6H47V7H49V10L51 9ZM56 7H54L53 9H55V8H59V6H58V4H56L55 5ZM58 6V7H57ZM61 6V5H60ZM137 6H140V5H137ZM145 6V4L143 3V7ZM155 6V5H154ZM158 7H159V5H157ZM156 6V7H157ZM7 7V8H6ZM10 7H12V6H10ZM43 7H45V6H43ZM45 8L46 10L48 9V8ZM64 7H63V9H64ZM95 7H97V5L95 6ZM111 7V6H110ZM125 7H126V5H125ZM136 7V6H135ZM146 7V6H145ZM41 8V7H40ZM61 8H62V6H61ZM66 8V7H65ZM68 8H66L67 9V11H68ZM111 8V9H112ZM117 8H121L120 6L118 7V5H117ZM134 8V7H133ZM136 8H138V7H136ZM142 8V7H141ZM149 8H151V7H149ZM32 9H34V10H32ZM42 9V8H41ZM44 9V10H45ZM52 9V10H53ZM92 10H94V12H95V10L96 9H94V8H91ZM123 9V8H122ZM135 9V8H134ZM29 11V13H28V11ZM46 10H45V12H46ZM82 10H83V8H82ZM81 10V11H82ZM98 10H100V9H98ZM98 10H96V11H98ZM102 10V9H101ZM101 10H100V12H101ZM107 10V9H106ZM113 10V9H112ZM116 10V9H115ZM115 10H114V12H115ZM145 10H148V9H144V11ZM25 11H22V12H24L25 13ZM39 11V10H38ZM43 11V10H42ZM42 11H41V13H42ZM54 11V10H53ZM52 11V12H53ZM60 11H61V9H60ZM66 11V10H65ZM90 11V10H89ZM117 11V10H116ZM124 11V10H123ZM125 11H126V9H125ZM124 11V12H125ZM137 11H139V10H137ZM143 10H141V11H139V12H142ZM13 12V13H14ZM18 12V13H19ZM44 11H43V13L44 14H42V17H43V15L45 16L46 14V16H49L50 15V11H49V13H48V11L45 13ZM58 12H59V10H58ZM93 12V13H94ZM99 12V13H100ZM103 12V11H102ZM112 12V11H111ZM113 12V13H114ZM122 12V11H121ZM121 12H118V13H121ZM123 12V13H124ZM133 13L135 12V11H132ZM23 13V14H24ZM39 13H40V11H39ZM38 13V14H39ZM54 13V12H53ZM55 13H57V12H55ZM55 13H54V18H55V16L57 15H55ZM69 13V12H68ZM73 13V12H72ZM89 14L88 16L89 17H91L92 18V16L93 17H95V14ZM103 13H106V12H103ZM115 13H117V12H115ZM123 13H121V14H123ZM127 13V12H126ZM130 13H131V10H130ZM31 14V13H30ZM49 14V15H48ZM64 14H66V13H64ZM64 14H62V16L64 17ZM96 14H97V16H99L98 15V13L96 12ZM125 14V13H124ZM129 14V13H128ZM52 15V14H51ZM50 15V16H51ZM60 15H61V13L59 14V17H60ZM68 15V14H67ZM101 15H103V14H101ZM22 16V15H21ZM25 16H27V15H25ZM32 16H33V13L31 14V18L30 19H32ZM40 16V15H39ZM45 16V17H46ZM87 16V17H88ZM95 17V18H98V17ZM130 16V15H129ZM144 16H145V14H144ZM35 16H33V18H34ZM52 17H53V15H52ZM51 17V18H52ZM68 17V16H67ZM71 17V16H70ZM70 17H69V19H70ZM86 17V18H87ZM151 17V16H150ZM22 18V17H21ZM47 18V17H46ZM49 18V17H48ZM47 18V19H48ZM53 18V19H54ZM62 18V17H61ZM73 18V17H72ZM90 18V19H91ZM94 18V19H95ZM102 18V17H101ZM101 18H99V19H101ZM105 19H106V17H104ZM35 19V18H34ZM39 19H41V18H38L37 20H39ZM63 19V18H62ZM65 20L67 19L66 18V16H65V18H64ZM69 19H68V21H69ZM75 19V18H74ZM79 19H80V17H79ZM93 19V18H92ZM139 19H142V18H139ZM145 20H146V22L147 21H149V20H152V18H150V19H146V18H144ZM155 19V18H154ZM189 19V18H188ZM41 20H43V19H41ZM40 20V21H41ZM45 20V19H44ZM44 20H43V22H44ZM51 20V19H50ZM59 20V19H58ZM71 20V19H70ZM76 20V19H75ZM81 20V19H80ZM126 20V19H125ZM130 20V19H129ZM22 21V20H21ZM23 21H25V19H23ZM30 22L29 23H34L33 21L31 22V20H29ZM35 21V20H34ZM55 21V20H54ZM53 21V24H50V25H56L57 26V28L59 29H61V27L62 26H64V25H62V23L61 22H63L64 23V20H61V22H59L58 23V25H57V23L56 22H54ZM68 21H66V25H68V26H64L66 29H67V27H68V30H67V32H69V28L71 27V23H70V21L68 22ZM73 21V20H72ZM71 21V22H72ZM83 21V20H82ZM103 21V20H102ZM152 21H154V20H152ZM35 22H37V21H35ZM42 22V23H43ZM48 23H50V21H49V19H48V21H47ZM52 22V21H51ZM81 22V21H80ZM91 22H93V20L92 21H90V24H91ZM97 22H98V20H97ZM127 22H130V21H126V23H124V27H125V24L127 25V24H130V23H127ZM141 22H144V21H141ZM145 22V23H146ZM20 23V22H19ZM29 23H28V25H29ZM41 22H40V24H42ZM55 23V24H54ZM68 23V24H67ZM82 23V22H81ZM83 23H84V21H83ZM149 22H147V24H148ZM150 23H151V21H150ZM30 24V25H31ZM60 24H61V26H60ZM69 24H71L70 25V27H69ZM76 24V23H75ZM86 24H88V23H86ZM93 24V23H92ZM131 24H133V21H132V23ZM25 25V24H24ZM42 25H44V24H42ZM42 25H41V28H42ZM48 25V24H47ZM50 25H49V27H50ZM74 25V24H73ZM85 25V24H84ZM102 25V24H101ZM25 26H27V25H25ZM34 26V25H33ZM59 26V27H58ZM75 26V25H74ZM92 26V25H91ZM110 26V25H109ZM123 26V25H122ZM35 28H36V26H34ZM39 27V26H38ZM102 27H103V25H102ZM111 27V26H110ZM126 27H129V26H126ZM126 27H125V29H126ZM40 28V27H39ZM93 28V30L92 29H88L89 31H87L86 30V33H90V31H91V33L90 34H92V35H98V30H96L97 32L95 33V30H94V27H92ZM112 28V27H111ZM111 28H109V29H111ZM49 29V28H48ZM47 29V30H48ZM52 29V28H51ZM53 29H55V28H53ZM72 29V28H71ZM107 29V28H106ZM123 30H122V32H124V28H122ZM32 30V29H31ZM33 30H36L37 31V29H33ZM45 31H43L44 33H40V35H38V36H42V34L44 35L45 34V32H46V29H44ZM49 31H50V29H49ZM58 31V33H59V30H57ZM63 31V30H62ZM74 31V30H73ZM94 31V32H93ZM99 31H101L100 29H99ZM110 31V30H109ZM121 31V30H120ZM126 31V30H125ZM128 31V30H127ZM126 31V32H127ZM56 32V30L54 31V33H52V34H57V33H55ZM70 32H72V31H70ZM93 32V33H92ZM126 32H124V33H126ZM32 33V32H31ZM60 33H61V31H60ZM74 33L75 32H73L72 34L74 35ZM85 33V32H84ZM123 33V34H124ZM36 34V32L34 33V35ZM51 33H49V35H50ZM61 34H63V33H61ZM67 34H70V35H72L71 33H67ZM66 34V35H67ZM45 35H47V34H45ZM65 35V34H64ZM92 35H91V37H92ZM96 35V36H97ZM35 36H37V35H35ZM38 36L37 37H34V38H38ZM94 37V36H93ZM40 38H42V37H39L38 38V41H39V39ZM112 38V37H111ZM7 40H11L10 42H9V44L10 45H7L4 41H6L7 42ZM37 40V39H36ZM14 41H16V42H14ZM34 41V40H33ZM37 41V42H38ZM11 42H13V43H11ZM31 42H29V43H31ZM28 43V44H29ZM33 43V42H32ZM12 44V45H11ZM17 44V43H16ZM28 44H25V45H28ZM15 45V44H14ZM23 46V45H22ZM40 46V45H39ZM49 46V45H48ZM32 47H35V46H32ZM31 47V48H32ZM41 47V46H40ZM45 47V46H44ZM50 47V46H49ZM48 47V49H51V48H49ZM14 48H16V47H14ZM17 48H18V46H17ZM17 48H16V50H17ZM21 48V47H20ZM19 48V49H20ZM36 48V47H35ZM46 48H47V46H46ZM43 49H45V48H43V46H42V49L40 48V49H38V50H43ZM11 50H15V49H11ZM22 50V49H21ZM34 50V49H33ZM38 50L36 51V49L34 50V51H36V52H34V53H37L38 52ZM10 51V50H9ZM9 51H6L5 52V54L8 52L9 53ZM10 52H12V51H10ZM15 52V51H14ZM42 52L43 51H41V52H38V54H42ZM7 53V54H8ZM1 54V53H0ZM14 54V53H13ZM33 54V53H32ZM32 54H30V55H32ZM38 54H36V55H38ZM10 55H11V53H10ZM1 56V55H0ZM2 56H3V54H2ZM5 56V55H4ZM12 56V55H11ZM16 56V55H15ZM33 56V55H32ZM123 56V55H122ZM31 57V56H30ZM55 57V56H54ZM1 58V57H0ZM7 58H9V56L7 55ZM6 58V59H7ZM57 58V57H56ZM17 59V58H16ZM11 60H13V59H11ZM127 61V60H126ZM10 62V61H9ZM14 62H15V60H14ZM5 64V63H4ZM63 66V65H62ZM27 74V73H26ZM14 85V84H13ZM20 85V84H19ZM14 86H2V89L4 90V92L5 93H1L0 92V264H143V260H147V258L148 259H151V260H149V261H151V263L153 264V263H157V264H159L160 262H157V257L159 256H156V254L154 255V256H156L155 258L154 257H152L151 256V253H152V251H151V253H150V251H149V253H148V251H147V253L148 254H141L142 252H144V250L143 249H141L143 246H144V243H142V241L143 240H145L144 242H146V240H150V239H147V237H149L150 236V232L148 231V235L149 236H146V237H143L145 234L144 233H146V235H147V232H145V229H141V231L143 230L144 232H143V234H142V232L141 231H138L139 233H141V235H137L136 233H138L137 231L135 232V235H131V236H134V237H132V238H130L131 236H130V234L129 233H126V231L124 232V233H126V234H123V232L121 231L120 232V230L119 229H123V228H120V225L119 224H121V227H123V226H126V224H123V223H125V222H122L121 221V223L119 222L120 220H118V223H116V221L114 222L112 219H116V218H119L118 216H120V215H118V213L116 214V213H114V210H116V209H118V208H120V210H121V208L122 209H124L125 208V210H129L130 208H128L129 206L128 205H126L127 206V208L125 207V206H120V205H122V204H120V203H118V204H120V205H118L117 207H115L114 205H113V203L114 202H116V200L117 199H121V198H134L135 199V201H136V197H137V200L140 198V197H142L143 195H145L146 193H149L148 194V196L150 195V192H146V193H144V194H142L141 192L140 193H134V192H130V191H133V188H132V190H129V191H126V190H124L123 191V189L122 188H120V187H122L123 185V183L122 184H120V187L119 188H117V187H115V183L117 182V180L118 179H123V177H122V175L120 176V177H117V179H116V182L114 181V184H112L110 181L108 182V181H106V183H104V181L102 180V182H101V180H100V182H101V184H95V183H93V181L95 180L94 178L95 177H97L98 178V180L100 179V178H103L104 176H106V174H108L109 172H110V174H111V172L113 171H110L111 169H109L108 168V173H107V160H102L103 159V157L104 156H106V155H104V154H106V153H108L109 151L106 149V148H109V146H107V144L106 143H104V141L106 142V140L104 139L103 140V138L105 137V135H106V132H109L110 133V131L108 130L109 128L107 127L106 129L108 130H106V132H103V129L101 130V128H102V126L100 127L99 126V124H96V126H98V127H95V126H91L92 127V130H89V127L88 126H86L87 128H88V134L86 133L85 134V132H87V128H83L84 129V134L82 133V132H80V131H78V132H73V130H72V132L70 133V134H72L73 135V137H75V141L77 140V139H79V138H81V141H82V138H95L96 136L98 137L99 136V139H101L102 137V139L100 140V142H99V139L97 138H95L96 140H98V142H99V147H97V145H98V142L96 143L97 145H96V147H95V141H94V143H93V140H94V138H93V140H92V144H91V142H88L87 140V142H88V145L89 144H91L90 146H88V147H86V148H82V147H79V146H77V144H78V142L76 143V145L74 146V147H72V149H70L68 146H67V155H64L63 157L65 158V156H66V158H67V156L68 157H70V159L72 158H76V160L78 159L79 160V158H81V162L80 161H73V163L72 162H70V161H72V160H70V159H68V161H69V163H67V162H65L66 160H64V158H63V161L65 162H63V163H60L61 162V160H59V164H62V165H60V166H58L57 165V167L54 165V163H48V162H46V156L47 155H45L46 153L49 155V153L48 152H50V154H51V156H52V150L54 149H50L49 150V146H48V144H46V142L44 143V142H42L43 144H46L45 146H46V151H47V148H48V152H46V151H44L45 153L43 154V151H42V143L40 142V148L39 147H37V145L38 144H36L35 143V139H33V137H30V135L31 134H29L28 135V130H31L30 128H34V127H36L35 125H32V124H30V121L29 120H31V119H29V120H27V118L29 117V116H31L32 115V113H34L35 112V110H34V112L32 111V109H28V106H17V103H19L20 101H21V99L19 98V95L20 96H26V94L28 93V92H30L31 93V91H32V89H31V87H30V90L29 91H24V90H21V89H18V88H13ZM16 87H21V86H16ZM96 87V86H95ZM22 89H23V86H22ZM24 89H25V87H24ZM38 89H40L39 87H38ZM45 89H47L48 91H50V89H48V88H45ZM45 89H42L41 88V90H39V92H35V91H33V93H37V94H39L40 93V95H41V93H42V90H43V93H44V90ZM35 90V89H34ZM51 91H52V88H51ZM51 91H50V93H51ZM47 93V92H46ZM14 94H16V96L14 95ZM24 94V95H23ZM45 94V93H44ZM18 95V96H17ZM47 95V94H46ZM26 98V97H25ZM53 98V97H52ZM71 100V99H70ZM77 100V99H76ZM75 101V100H74ZM79 101V100H78ZM38 102V101H37ZM56 102V101H55ZM35 103V102H34ZM53 104H54V102H53ZM77 104V103H76ZM48 105V104H47ZM55 105V104H54ZM53 105V108L55 107L56 109H58V106H60L61 105V103L59 104L58 103V105H55L54 106ZM12 106V107H11ZM15 106H17V108H15ZM30 106V105H29ZM57 106V107H56ZM79 106V105H78ZM33 107V106H32ZM41 107H42V105H41ZM51 107V106H50ZM49 107V108H50ZM85 107V106H84ZM33 108H35V107H33ZM63 108V107H62ZM37 110H39V108H36ZM43 108H41V110H42ZM95 109V108H94ZM30 112H29V111ZM41 110H40V112H41ZM54 110L55 109H53V112H54ZM62 110H64V109H62ZM62 110H60V111H62ZM66 110H68V109H66ZM70 110V112H69V114L71 113V109H69ZM68 110V111H69ZM44 111H45V109H44ZM44 111L42 110V113H44ZM48 111H50V110H47V114H48ZM59 113H60V111L59 110H57ZM68 111H66L67 113H68ZM75 111V110H74ZM74 111H72V113L74 114ZM50 112H52V108H51V111ZM58 112H55L56 114L58 113ZM64 112V111H63ZM65 112V113H66ZM75 112H77V110L75 111ZM86 113L87 111H82V113ZM88 112H91V111H88ZM87 112V113H88ZM92 112H94V111H92ZM46 113V112H45ZM54 113V114H55ZM64 113V114H65ZM66 113V114H67ZM78 113H79V115H77V116H74V118L73 117H71L72 116V114H71V116H69V119H67V121L68 120H72V118H73V120L76 118V119H78L79 117H80V115H81V117L79 118V119H83V121H85L84 119L86 118V117H89L90 115L91 116H93V114L95 113H90V114H88L87 116H86V114H85V118L84 117H82V115L84 116V114H82L81 112H80V110L78 111ZM68 114V115H69ZM96 114V113H95ZM94 114V115H95ZM43 116H44V114H42ZM61 115H63V114H60V116ZM106 115V114H105ZM57 116H58V114H57ZM59 116V117H60ZM79 116V117H78ZM91 116L89 117V119H91ZM96 116V115H95ZM113 116V115H112ZM116 116H117V114H116ZM16 117V119H18V120H14V118ZM20 117V118H19ZM38 117V116H37ZM36 117V118H37ZM46 117H48L47 115H46ZM63 117V116H62ZM78 117V118H77ZM108 117V116H107ZM107 117H105L104 116V118H106V120H105V122H106V124H108L107 122H108V120H110L111 119V115H109V118L110 119H108L107 120ZM114 117V120H116V119H118V117H116L115 118V116H113ZM23 118V119H22ZM49 119H50V117H48ZM65 118H67V117H65ZM64 118V119H65ZM93 118V117H92ZM41 119V118H40ZM57 120H58V117L56 118ZM56 119L53 121V123H55V121H56ZM88 118L86 119L87 121H88V123H91V125L93 124V121H91V122H89L90 120H89ZM100 119H102L101 117H100ZM121 119V117L119 118V120ZM20 120V121H19ZM62 120H63V118H62ZM72 120V121H73ZM103 120V119H102ZM118 120V121H119ZM122 120V122H125V121H123V119H121ZM120 120V121H121ZM129 120V119H128ZM131 120V119H130ZM16 121H18L17 123H16ZM44 121V120H43ZM64 121V124L67 122H65V120H63ZM63 121H61L60 123H63ZM71 121V122H72ZM75 121V120H74ZM78 122H79V120H77ZM76 121V122H77ZM111 121H113V119L112 120H110V126H111V124L112 123H114L115 121H113V122H111ZM58 121H56V123H57ZM81 122V121H80ZM122 122H116V123H114V124H117L118 123V125L119 124H121ZM128 122H130V121H127V124H128ZM133 124H134V122H133V118H132V121H131ZM42 123H44L45 124V122H42L41 121V123L40 124H42ZM70 123V122H69ZM99 123V122H98ZM131 123V124H132ZM136 123V122H135ZM39 124V125H40ZM50 124H51V122H50ZM71 124L74 126V124H73V122L72 123H70V126H71ZM76 124V123H75ZM80 124H82V123H78V124H76L77 126H76V128L80 125ZM84 124V126H85V124L86 123H83ZM101 124H103V126L105 127V125H104V123H101ZM126 124V125H127ZM137 124V123H136ZM32 125V126H31ZM45 125H49V122L47 123V124H45ZM67 125V127H69V125L68 124H66ZM87 125H89V124H87ZM94 125V124H93ZM118 125H115L117 128H112L111 127V129L110 130H112L113 131V129H114V131H118V130H116V129H120V127L122 126H120L119 128H118ZM125 125V124H124ZM129 125H130V123H129ZM44 127V125H41V127H39L38 125H37V127L38 128H40L39 130H38V128L36 127V131L35 132H40V131H44V130H42V128ZM109 126V127H110ZM114 126V125H113ZM131 126V125H130ZM129 126V127H130ZM134 126V125H133ZM67 127H65L66 128V130H67ZM126 127V126H125ZM127 127H128V125H127ZM127 127L125 128V129H127ZM132 127V126H131ZM130 127V128H131ZM137 127H140L138 124H137ZM137 127H134L135 129L137 128ZM46 128H47V126H46ZM46 128H45V130H46ZM65 128H63V129H65ZM124 129V127L122 126L121 127V129L120 130H123ZM129 128V129H130ZM141 128V127H140ZM61 129V128H60ZM69 129V128H68ZM73 129V128H72ZM74 129H75V127H74ZM78 129V128H77ZM80 130H82L81 129V127L79 128ZM125 129H124V131H125ZM129 129H127L126 131H129ZM138 129V128H137ZM143 129V128H142ZM34 130V129H33ZM48 130V129H47ZM53 130V129H52ZM76 130V129H75ZM131 130V129H130ZM133 130V129H132ZM50 131V130H49ZM54 131H56L57 132V129H55ZM63 131V130H62ZM103 133H102V132ZM125 131V132H126ZM46 134H49V133H47L46 131H44ZM44 132H43V134H44ZM55 132V133H56ZM59 132H61L60 130H59V128H58V133L57 134H61V136H62V133H59ZM123 132V131H122ZM121 131L119 132L120 134L122 133ZM130 132H132V131H129V133ZM32 133H33V131H32ZM63 133H66L65 131H63ZM67 133H69V132H67ZM115 133V132H114ZM113 133V134H114ZM129 133H128V136L130 137V135H129ZM145 133V132H144ZM150 133V132H149ZM35 134H37V133H35ZM40 134H42V133H39V135ZM42 134V135H43ZM56 134V135H57ZM104 134V136H102ZM116 134L117 135H119L118 133H115V135H113V136H115L114 137V139L113 140H115V138H117V136H116ZM142 134V133H141ZM140 134V135H141ZM41 135V136H42ZM64 135V134H63ZM111 135H112V133H110V140H112V138H111ZM126 135V134H125ZM139 135V136H140ZM147 135H149V134H147L146 133V136ZM37 136V135H36ZM41 136H40V138H41ZM49 136V135H48ZM47 136V137H48ZM69 136H71V135H69ZM102 136V137H101ZM112 136V137H113ZM121 136V135H120ZM145 136V135H144ZM152 136H154V135H152ZM151 136V137H152ZM43 137H45L44 139H46L47 140V138H46V136H43ZM50 137V136H49ZM48 137V138H49ZM53 137H55V134L53 135ZM53 137H51L50 139H52ZM64 137H66L67 138V140H69L68 138L69 137H67V134H66V136L64 135ZM101 137V138H100ZM109 137V136H108ZM127 137V136H126ZM71 138V137H70ZM77 138V139H76ZM107 140L109 139V138H107V137H105ZM131 138V137H130ZM137 138V137H136ZM42 139V138H41ZM60 139V138H59ZM139 139V138H138ZM141 140H142V138H140ZM43 140V139H42ZM55 140H57L56 138H55ZM74 140H73V142H74ZM117 140H118V138H117ZM125 140V139H124ZM124 140H121V141H123L124 142ZM126 140H128V138L126 139ZM146 140L148 141L149 140V138L147 137L146 138ZM38 141V140H37ZM41 141V140H40ZM43 141H45V140H43ZM59 141V140H58ZM61 141H63V140H61ZM66 141V140H65ZM78 141V140H77ZM81 141H80V143L79 144H81ZM86 141H84V142H86ZM140 141V140H139ZM143 141V140H142ZM168 141V140H167ZM174 141V140H173ZM51 142V141H50ZM52 142H55L56 143V141H52ZM67 142H69V141H67ZM108 142V141H107ZM109 142H111L112 144H114V142H112V141H109ZM108 142V143H109ZM128 142V141H127ZM126 142V143H127ZM138 142V141H137ZM145 142V141H144ZM143 142V144H141L142 146H146L145 145V143L147 144V142H145L144 143ZM149 142V141H148ZM169 142H170V140H169ZM37 143H39V141L37 142ZM57 143H59V142H57ZM64 143V142H63ZM71 143H72V141H71ZM70 143V144H71ZM82 143H83V141H82ZM116 143H117V141H116ZM119 143V142H118ZM125 143V142H124ZM124 143H122V146H123V144ZM129 143H130V141H129ZM153 143V142H152ZM156 143V142H155ZM155 143H153V145L155 144ZM165 143H166V141H165ZM35 144H36V147L34 148L33 146H35ZM42 144V145H41ZM72 144H75V142L74 143H72ZM78 144V145H79ZM111 144V145H112ZM120 144V143H119ZM132 142L130 143V145L127 143V145H128V147L129 146H131V147H133V145H135L134 143L132 144ZM183 144V143H182ZM182 144H181V146H182ZM55 145V144H54ZM59 146H61L60 144H58ZM83 145H84V143H83ZM85 145H87V143H85ZM126 145V146H127ZM151 145V144H150ZM157 145V143L155 144V146ZM162 145V144H161ZM166 145H168V142H167V144ZM184 145V144H183ZM48 146V147H47ZM81 146V145H80ZM107 146V147H106ZM124 146H125V144H124ZM124 146L122 147V148H124ZM125 146V147H126ZM136 146H137V143H136ZM141 146V147H142ZM163 146V145H162ZM219 146V145H218ZM44 147V146H43ZM121 147V146H120ZM119 147V148H120ZM128 147L127 148H125L126 150H124L125 152L126 151H129V149H128ZM131 147H129V148H131ZM151 147H153V146H151ZM174 147V146H173ZM173 147H170L171 149L173 148ZM118 148V149H119ZM122 148H120V149H122ZM146 148H148V147H146ZM166 148H168V147H166ZM183 148H184V146H183ZM185 148H186V146H185ZM43 149V150H44ZM64 149V148H63ZM72 150V151H75L76 152V156H74V155H72V154H70L69 152H70V150ZM128 149V150H127ZM131 149H133V150H135L134 149V147L133 148H131ZM143 149V148H142ZM141 149V150H142ZM149 149V148H148ZM155 149V148H154ZM158 149V148H157ZM169 149V148H168ZM171 149H169L170 151H171ZM177 149V148H176ZM179 149V148H178ZM182 149V148H181ZM55 150V149H54ZM60 150H61V147H60ZM65 150V149H64ZM115 150V149H114ZM140 150V149H139ZM138 150V151H139ZM140 150V151H141ZM150 150H152V148H150L149 149V152H150ZM69 151V152H68ZM71 151V152H72ZM121 151V150H120ZM120 151H118V150H115L114 152H113V154H112V156L110 157L109 155H107L108 156V160H110L111 161V159H112V157H113V155H115L114 153H116L117 154V157L119 158L120 157V155L123 153V150L120 152ZM130 151H132V150H130ZM138 151L137 150H135V152L138 154V155H135L136 153L133 151V153H132V155L130 156L131 157V159H132V156H134L133 157V159H132V161H129V159H128V157L126 158V159H128V165H129V163L131 164L132 162V164L131 165H129L130 166V170H131V172H133V170L132 169H134V171L136 172V170L137 169H139V167H134V165H135V163H136V165H137V160L139 159V158H141L142 156V154H144V153H146V154H144L143 156H146L147 157V153H148V151L147 150H144L145 152L144 153H138ZM147 151V152H146ZM154 151H157V150H154ZM154 151H153V154H155L154 153ZM167 151V150H166ZM55 152V151H54ZM74 152V153H75ZM141 152H143V151H141ZM165 152V151H164ZM171 152H173V150L171 151ZM65 153V152H64ZM63 153V154H64ZM73 153V154H74ZM120 153V154H119ZM129 152H127V154H128ZM135 153V154H134ZM151 153V152H150ZM166 153H168V152H166ZM175 153V152H174ZM199 153V152H198ZM55 154V153H54ZM53 154V155H54ZM62 154V155H63ZM99 154H101V155H104V156H102V157H100V159H99ZM126 154V155H127ZM131 154V153H130ZM134 154V155H133ZM149 154V153H148ZM152 154V156H151V154L150 155H148L149 156V158H146V157H144L145 159H148V160H150V158L152 159V157H154V155ZM58 155V154H57ZM61 155V156H62ZM110 155H111V153H110ZM119 155V156H118ZM71 156H73V157H71ZM122 156V155H121ZM136 156H138V159L136 158ZM49 158H50V155L48 156ZM47 157V158H48ZM58 158L60 157L59 155L57 156ZM62 158V157H61ZM109 158H111V159H109ZM143 158V157H142ZM143 158V159H144ZM155 159H157L158 160V163L156 162V163H154V164H152V166L153 165H155L157 168H158V166H159V161L161 162V159H162V162H161V166H159V167H162L163 166V168H161V169H163V170H161V169H159V172H161V171H164L165 169V167H164V163H163V161L164 160H166L167 161V158H163V157H161L160 159H158L159 157H154ZM105 159H106V157H105ZM119 159H121V158H119ZM136 159V160H135ZM142 159V160H143ZM175 159V162H177V161H179L177 158H172V159H170V157H168V160H174ZM177 159V160H176ZM50 160V159H49ZM113 160H116L117 161V159L115 158H113ZM113 160H112V162H113ZM124 161L125 159L122 157V159H121V161ZM136 162H135V161ZM141 160V159H140ZM141 160V161H142ZM148 160L147 161H144L145 162V164H143L144 162L142 161V163H140L141 161H139V165H137V166H140L141 164L142 165H144L143 167L145 168V169H147V162H148ZM51 161V160H50ZM109 161V162H110ZM122 161V166L124 165V162ZM125 161H127V160H125ZM151 161V160H150ZM171 161V162H172ZM182 161V160H181ZM181 161H179L178 163H179V165L181 164H184L185 162H187V161H184V162H182L181 163ZM105 162H107L106 163V166H105V168H104V166H102V164H104ZM111 162V163H112ZM135 162V163H134ZM170 161L169 162H167L169 165H170V163H171ZM174 162V161H173ZM172 162V163H173ZM174 162V163H175ZM42 163H45V164H43L42 165ZM50 164V165H52L53 164V166H55V168H57V169H54V168H52V167H50L48 164ZM118 163V162H117ZM167 163H166V165H167ZM173 163V164H174ZM177 163V164H178ZM58 164V163H57ZM163 164V165H162ZM185 164H188V162L187 163H185ZM204 164V163H203ZM103 167H101V166ZM114 165H115V163H114ZM111 165V167H114L115 168V166H117L118 167V164L117 165ZM127 165V164H126ZM133 165V166H132ZM135 165V166H136ZM145 165H146V167H145ZM148 165H149V163H148ZM158 165V166H157ZM168 165V166H169ZM198 165V164H197ZM99 166V167H98ZM120 166V165H119ZM131 166H132V169H131ZM150 166H151V164H150ZM151 166V167H152ZM171 166H173V165H171ZM186 166V165H185ZM97 167H98V169H97ZM100 167H101V170L102 169H104V170H99L100 169ZM109 167H110V164H109ZM125 167V166H124ZM134 167V168H133ZM151 167H148V168H151ZM195 167H196V165H195ZM200 167H202V166H200ZM200 167L198 168V166H197V168L198 169H200ZM127 168H129V167H127ZM154 170H157V169H155L154 168V166L152 167ZM166 168H167V166H166ZM169 168V167H168ZM167 168V169H168ZM175 168V167H174ZM179 168H181V167H179ZM183 168H185L184 166L181 168L182 169V171H184V173H185V170L186 169H189V168H187L186 167V169L185 170H183ZM203 168V167H202ZM201 168V170H207V167L204 169H202ZM121 169V168H120ZM120 169H117V170H114L113 172L114 173H116L117 171H120ZM124 169H126V168H124ZM141 169V168H140ZM143 169V168H142ZM141 169V170H142ZM144 169V170H145ZM167 169L165 170V171H167ZM171 170H172V168H170ZM177 169H178V167H177ZM191 169V168H190ZM190 169H189V171L188 170H186L187 171V173L188 172H191V171H193L194 170V168H192L193 170H191L190 171ZM129 170V169H128ZM129 170V171H130ZM140 170V171H141ZM150 170V169H149ZM161 170V171H160ZM169 170V169H168ZM171 170H169V171H167L168 172V174H170L171 172ZM175 170V169H174ZM173 170V171H174ZM197 169L195 168V171H196ZM116 171V172H115ZM127 171V170H126ZM146 171H148V170H146ZM145 171V172H146ZM151 171H152V169H151ZM177 171H180V170H177ZM177 171H174L173 173H176ZM181 171V172H182ZM128 172V171H127ZM126 172V173H127ZM144 171H142V172H140V173H142V176H144V177H146L147 175H148V173L146 172L145 173ZM153 172V171H152ZM156 172H158V171H156ZM155 172V173H156ZM158 172V173H159ZM170 172V173H169ZM180 172V173H181ZM199 172H201L202 173V171H199ZM113 173V174H114ZM120 172H118V174H119ZM122 173H123V175L125 174V171H122ZM122 173H120V174H122ZM138 173V172H137ZM144 173H145V175H144ZM151 173V172H150ZM149 173V174H150ZM154 173V172H153ZM152 173V174H153ZM155 173L153 174V178L155 177L156 178V176H154L155 175ZM173 173H172V175L171 176H173ZM178 173V172H177ZM176 173V174H177ZM180 173H178V174H180ZM201 173H196V175L198 174V175H200ZM204 174H202L201 175V177L200 178H202V176L203 175H205L206 173L205 172H203ZM109 174V175H110ZM117 174V173H116ZM116 174H114L115 175V177H116ZM139 174V173H138ZM160 174V177L161 176H165V175H167L168 176V174L166 173H162V175H161V173H159ZM182 174H183V172H182ZM182 174H180L181 175V177L179 178V180L177 181L178 182V185H180L179 184V182H180V180L182 181V177L185 179L186 178V176L188 177V175H185L184 174V176L182 175ZM192 174H194V173H191L190 174V176L192 175ZM108 175V176H109ZM156 175H158L157 173H156ZM107 176V177H108ZM111 176H112V178H114V176L113 175H110V178H107V180L108 179H112L111 178ZM118 176V175H117ZM126 176V175H125ZM124 176V178H126ZM129 177L128 178H130L131 179V177H130V175H128ZM132 176H133V174H132ZM134 176H136L137 177V175H135L134 174ZM142 176H138V177H141L142 179H146V178H144V177H142ZM171 176H169V177H171ZM175 176V175H174ZM174 176L173 177H171V178H173L174 179V181H176L175 180V178H174ZM189 176V178H192L193 176V178H195V175H192L191 177ZM122 177V178H121ZM136 177H133L134 178V180H135V178ZM148 177H150V176H148ZM151 177H152V175H151ZM150 177V178H151ZM160 177H158L157 176V178H160ZM167 178V177H164L163 179H165L164 181H168V183L170 182V181H172V179L171 178ZM198 177V176H197ZM204 177V176H203ZM132 178V179H133ZM166 178L167 179H171V180H166ZM199 177H198V180H201L202 181V179H200ZM221 178V177H220ZM217 178V179H219L218 181H221V180H223V181H221V182H223V183H225V181H224V179L223 178ZM94 179V180H93ZM115 179H112V180H115ZM152 179V178H151ZM151 179H150V181H148V183H145V182H147V179H146V181L145 182H143L144 184H148L149 185V182H151L152 183V181H151ZM187 179V178H186ZM93 180V181H92ZM105 180V179H104ZM111 180V181H112ZM124 180V179H123ZM126 180H128V179H126ZM134 180H133V182H134ZM138 180L139 179H137V182H138ZM157 180V179H156ZM155 180V181H156ZM188 180V179H187ZM187 180H185L186 182H187ZM190 180L191 179H189L188 181H189V183H190ZM193 181L194 180H196V179H192ZM233 180V179H232ZM118 181H122V180H118ZM136 181V180H135ZM155 181L151 184V185H149L150 186V188H151V186H152V188L154 189V190H156V189H158L159 188V190H160V187L163 185H161V183H160V181H161V179H160V181L159 180H157L156 182H159V184H160V186L157 188V187H155L154 188V185H156V183H155ZM163 181V182H164ZM192 181V182H193ZM197 181V180H196ZM195 181V182H196ZM124 182V184H127V181H126V183H125V180L123 181ZM140 183H141V181H139ZM184 182V181H183ZM198 182V181H197ZM215 182V181H214ZM214 182H212V184L211 183H209V184H211L213 187H216V185H214L213 183ZM217 182V181H216ZM96 183H98V182H96ZM104 183V184H103ZM118 183V182H117ZM130 183V182H129ZM139 183V185H142V184H140ZM155 183V184H154ZM167 183V182H166ZM172 183V182H171ZM174 183V182H173ZM188 182L187 183H184V185H183V187H184V189H189V187L191 186V183L189 184ZM199 183H200V181H199ZM217 183H219V182H217ZM223 183L221 184H219V185H221V187L219 188V185H218V188L219 189H221L222 188V186H223ZM227 183V182H226ZM234 183V182H233ZM119 184V183H118ZM117 184V185H118ZM137 183H135V185H136ZM175 184H176V182H175ZM182 184V183H181ZM185 184H187V186H188V184L190 185L189 187H187V188H185L186 186H185ZM196 184V183H195ZM195 184H193L194 186H195ZM109 185H111V186H113V187H115V189H114V191L116 190V193L115 194H113V196H112V192H114L113 190L111 191L109 188H107ZM128 185V184H127ZM132 185H134V184H132ZM131 185V186H132ZM138 185V184H137ZM136 185V186H137ZM148 185H146V187H148ZM168 186H166L165 187V189L167 188V189H169L168 187H170V192H171V186H174V184L173 185H170L169 186V184H167ZM177 185V184H176ZM175 185V186H176ZM208 184H206V186H207ZM225 185V184H224ZM231 185H232V183H231ZM110 186V187H111ZM131 186H130V188H131ZM163 186H165V185H163ZM161 187V188H164V187ZM174 186V187H175ZM197 186H201V184L199 185H196V187ZM203 186V185H202ZM205 186V185H204ZM125 188H126V185L124 186ZM128 187H129V185H128ZM138 187V186H137ZM136 187V188H137ZM144 187V186H143ZM173 187V188H174ZM181 187V186H180ZM179 187V188H180ZM212 187V189L214 190V188ZM224 187V186H223ZM111 188V189H112ZM130 188H128V189H130ZM135 188V187H134ZM138 188H141V186H139ZM149 188V187H148ZM148 188H147V191H148ZM176 188H177V186H176ZM190 188H195V187H193V186H191ZM197 188H199V187H197ZM209 187H207L206 189H204V188H199V189H202V190H193V192L195 191V193L196 192H199V193H196L197 195H202L203 196V194L205 193V192H208L209 190H211V189H208ZM217 188V189H218ZM226 188V187H225ZM224 188V189H225ZM107 189H109V193H111V194H109V193H107ZM118 189H120V190H118ZM127 189V188H126ZM127 189V190H128ZM165 189H162V190H158V192H160V193H162L161 191H163L164 190V192H163V194L165 193ZM182 189V188H181ZM204 189V190H203ZM223 189V190H224ZM255 189V188H254ZM118 190V191H117ZM169 190H167V191H169ZM177 190V189H176ZM174 191V189L172 190V191H174L175 192V195H177V194H179L181 191L178 189V191H180V192H177V191ZM213 190H211V191H213ZM216 190V189H215ZM221 191V192H225V190L224 191ZM141 191V190H140ZM150 191H152V190H150ZM157 191V190H156ZM155 191V193L154 192H152V194L154 193V195L155 194H158L157 192ZM183 191V194H184V192H186L185 190H182ZM187 191H189V190H187ZM220 190H218V191H216L217 193H219V195H220V192H219ZM170 192H168L169 194H170ZM191 192V191H190ZM227 192V191H226ZM195 193H192L191 192V194L193 195V194H195ZM213 193V192H212ZM211 193V195L212 196H214L213 194ZM215 193V192H214ZM228 193V192H227ZM174 193L172 192V195H173ZM181 194V193H180ZM179 194V195H180ZM186 194V196H187V198H189L188 197V195H187V192L185 193ZM184 194V195H185ZM188 194H190L189 192H188ZM216 194V193H215ZM229 194V193H228ZM136 195V197H133V196H135ZM160 195H162V194H160ZM172 195H171V197H172ZM175 195H173V196H175ZM178 195V196H179ZM227 195V194H226ZM147 196V197H148ZM163 196V195H162ZM164 196H165V194H164ZM166 196L168 197V195L166 194ZM165 196V197H166ZM177 196V197H178ZM181 196H183V195H181ZM195 195H193L192 197H194ZM205 196V195H204ZM217 196H218V194H217ZM216 196V197H217ZM229 196V195H228ZM228 196H227V198H228ZM248 196V195H247ZM150 197H152V195L150 196ZM149 197V198H150ZM166 197V198H167ZM170 197V196H169ZM180 197V196H179ZM196 197V196H195ZM194 197V199H197V200H199L200 199V197H196L195 198ZM210 197V196H209ZM215 197V196H214ZM215 197V198H216ZM222 197V196H221ZM239 197V196H238ZM146 198V197H145ZM154 198V197H153ZM156 199H158V200H156L155 202L156 203H159V202H157V201H159L160 200V198H161V196H160V198H159V196H158V198L157 197H155ZM176 198V197H175ZM174 198V199H175ZM205 198H207V197H205ZM230 198V197H229ZM113 199H115V201L113 200ZM163 199V198H162ZM173 200V198H168V202H169V200ZM181 199H182V197H181ZM193 199V198H192ZM245 199V198H244ZM249 199V198H248ZM59 200H62V202H60ZM110 200H111V203L112 204H110ZM146 200V199H145ZM163 200H166V199H163ZM162 200V201H163ZM178 200V199H177ZM176 199L174 200V201H177ZM187 201H188V199H186ZM186 200H184V201H186ZM206 201L208 200V199H205ZM228 200V199H227ZM226 200V201H227ZM124 201V200H123ZM129 201V200H128ZM131 201H133V203L135 204V201L132 199ZM130 201V202H131ZM138 201H140V202H142V199L141 200H138ZM151 201V200H150ZM178 201H180V202H182V200H178ZM192 201V200H191ZM201 201H204L203 199L201 200ZM216 201V200H215ZM218 201V200H217ZM220 201V200H219ZM222 201V200H221ZM225 201V202H226ZM244 201H246V200H244ZM107 202H108V205H110V206H113L112 208H113V213L114 214H112L111 213V211H110V213L112 214H108V215H106L107 213H106V209L108 210L109 208H111V207H109V208H107V206H104V204L105 205H107ZM139 202V204H142V203H144V201L142 202V203H140ZM146 202V201H145ZM149 201H147V203H148ZM152 203H153V200L151 201ZM154 202V203H155ZM164 203H165V201H163ZM188 202H190V201H188ZM198 202V201H197ZM126 203V202H125ZM132 203V202H131ZM137 203V202H136ZM147 203L146 204H143V205H147ZM151 203V204H152ZM155 203V204H156ZM162 203V202H161ZM164 203H162L163 205H164ZM166 203H167V201H166ZM170 203H172L173 204V202H169V203H167L168 205L170 204ZM193 204H195L194 203V201L192 202ZM203 203H205V202H203ZM214 203V202H213ZM233 203V202H232ZM238 203V202H237ZM242 203V202H241ZM245 203V202H244ZM243 203V204H244ZM247 203V202H246ZM127 204H130L129 202H127ZM138 203L136 204V205H134V207L136 206L137 208H138V206L140 207V205H139ZM149 204V203H148ZM160 204V203H159ZM171 204V205H172ZM182 204H183V202H182ZM186 204V207H187V203L185 202L184 203V205ZM192 204V205H193ZM196 204H199V205H203V204H200V203H196ZM196 204L194 205V206H192V209L194 208V207H196ZM207 204H209V202L207 203ZM211 204V203H210ZM218 204V203H217ZM124 205V204H123ZM132 205V207H133V204H131ZM130 205V206H131ZM170 205V206H171ZM175 205V204H174ZM173 205V206H174ZM178 205H180V203L178 204ZM189 205H191L190 203H189ZM211 205H213V204H211ZM210 205V206H211ZM215 205V204H214ZM232 205V204H231ZM230 205V206H231ZM233 205H236V204H234L233 203ZM147 206H151V205H147ZM146 206V208L148 209V207ZM152 206H153V204H152ZM162 205H160V208H164L163 206L161 207ZM170 206H168L167 208V210H170L169 209V207ZM204 206V205H203ZM221 206H222V203H221ZM221 206H220V208H221ZM227 206V205H226ZM228 206H229V204H228ZM238 207H239V205H237ZM132 207H131V209L130 210H132ZM134 207H133V209H134ZM135 207V211H138V210H136L137 208ZM155 207H157V205H155ZM159 207V206H158ZM182 207V206H181ZM205 207V206H204ZM212 207V206H211ZM234 207V206H233ZM248 207V206H247ZM112 208L110 209V210H112ZM114 208H116V209H114ZM142 210H143V208H145V207H140ZM145 208V209H146ZM173 208H175V207H173ZM178 209H179V207H177ZM176 208V209H177ZM185 208V207H184ZM189 208H191V207H189ZM203 208V207H202ZM207 208L209 209V207L207 206ZM206 208V209H207ZM215 208H216V206H215ZM219 208V207H218ZM139 209V208H138ZM149 209H150V207H149ZM158 209V208H157ZM175 209V210H176ZM180 209H182V208H180ZM191 209V210H192ZM196 208H194V210H195ZM199 209V208H198ZM205 209V208H204ZM211 209H213V208H211ZM230 209H232V208H230ZM235 209V208H234ZM238 209V210H237ZM235 211L238 213V214H240V212H245L242 208H237ZM239 209H242V211H239ZM247 209V208H246ZM127 210V211H128ZM152 210V209H151ZM150 210V212H155L154 210L153 211H151ZM156 210V209H155ZM164 210H166V208L165 209H163V211ZM166 210V211H167ZM172 210V209H171ZM184 210H186V209H184ZM184 210H183V212H184ZM216 210H218V209H216ZM221 210V209H220ZM133 211V210H132ZM134 211V212H135ZM147 210H145V212H146ZM149 211V210H148ZM162 211V212H163ZM165 211V212H166ZM181 211V210H180ZM188 211V210H187ZM186 211V212H187ZM197 211H199V210H197ZM207 211V210H206ZM210 211H212V210H209V212ZM214 211V210H213ZM212 211V212H213ZM231 211V210H230ZM234 211V210H233ZM234 211V212H235ZM121 212V211H120ZM124 212V211H123ZM129 212V211H128ZM143 212V211H142ZM141 212V210H140V212H139V214L141 213V215L144 213H142ZM150 212L149 213H144V217L146 218V216H145V214H150ZM168 212V211H167ZM173 211H170V213H172ZM182 212V213H183ZM200 212V211H199ZM204 212V211H203ZM208 212V213H209ZM211 212V213H212ZM216 212V211H215ZM221 212H222V210H221ZM220 212V213H221ZM224 212V211H223ZM242 212V213H243ZM248 212V211H247ZM106 213V214H105ZM122 213V212H121ZM125 213V212H124ZM129 213H131V212H129ZM153 213H152V215H151V217L153 218ZM156 213H157V211H156ZM164 213V212H163ZM169 213V212H168ZM174 213V212H173ZM175 213H177L176 211H175ZM178 213H180L179 211H178ZM187 213H191V211L189 212H187ZM187 213H185L184 212V214L187 216L188 214ZM193 213V212H192ZM210 213V214H211ZM218 213H219V211H218ZM226 213H228V212H226ZM225 213V214H226ZM236 213V215H238ZM126 214V213H125ZM135 214V213H134ZM134 214H130V215H134ZM136 214H137V212H136ZM157 214H160V213H157ZM162 214V213H161ZM164 214H166V213H164ZM181 214V213H180ZM184 214H182L183 216H184ZM194 214V213H193ZM202 214V213H201ZM213 214V213H212ZM224 214V215H225ZM118 215V216H117ZM141 215H139V216H141ZM190 215V214H189ZM192 215V214H191ZM196 215V214H195ZM199 215V214H198ZM204 216V218H199V217H196L197 219H200L201 221H202V219H205V216H207V214H203ZM209 215V214H208ZM229 215H231V214H229ZM114 216H116L115 218H113ZM143 216V215H142ZM141 216V217H142ZM165 216V215H164ZM167 216V215H166ZM172 216H174V214H172L171 215V217ZM176 216V215H175ZM174 216V217H175ZM181 216V215H180ZM185 216V217H186ZM202 215H200V217H201ZM210 216V215H209ZM239 216V215H238ZM240 216H241V214H240ZM243 216V215H242ZM241 216V217H242ZM148 217H150V215L148 216ZM157 217H158V215H157ZM157 217H155L154 216V218L152 219V220H154L155 218H157ZM160 217H162V215H160ZM168 217H169V214H168ZM174 217H172V218H174ZM190 217H192V216H190ZM190 217H188V218H190ZM194 217V216H193ZM233 217H234V215H233ZM245 217V216H244ZM122 218V217H121ZM138 218H140V217H138ZM145 218H144V221H145ZM159 218V217H158ZM158 218L156 219V220H158ZM177 218H179V216H177ZM180 218H183V217H180ZM207 219L209 218V217H206ZM234 218H236V217H234ZM233 218V219H234ZM248 218V217H247ZM123 219V218H122ZM147 219V218H146ZM160 219V221H164L165 222V220H161V218H159ZM165 219V218H164ZM170 219L171 218H169V220H167V221H170ZM191 219H193V218H191ZM196 219V220H197ZM238 219V218H237ZM133 218L132 217H130L129 215H128V213L126 214V218H125V221H127V223H128V228H131V224H129V222H132V223H134L133 221ZM151 220V221H152ZM155 220V221H156ZM172 220H175V218L174 219H172ZM199 220V221H200ZM209 220V219H208ZM124 221V220H123ZM129 221V222H128ZM139 221V220H138ZM143 221V222H144ZM148 221H150V218H149V220ZM159 220H158V222H155V225H156V223H159L160 222ZM200 221V222H201ZM204 221V220H203ZM207 221V220H206ZM236 221V220H235ZM140 222V225H141V221H139ZM217 222V221H216ZM231 223H232V221H230ZM116 223V224H115ZM144 223H146V221L144 222ZM149 223V222H148ZM147 223V224H148ZM172 223V222H171ZM171 223L169 224V225H171ZM185 223V222H184ZM188 223V222H187ZM135 224L137 225L138 224V222L136 223V221H135ZM134 224V225H135ZM151 224H153V223H151ZM150 224V225H151ZM176 224H177V222H175V226H176ZM179 224V223H178ZM188 224H190V223H188ZM187 224V225H188ZM232 224H234V223H232ZM237 224V223H236ZM123 225V226H122ZM134 225H132V226H134ZM135 225V226H136ZM154 225V228H157L158 229V227L159 226H155ZM159 225V224H158ZM163 225H165V224H163ZM163 225H161L160 227H163ZM168 225V226H169ZM180 225V224H179ZM238 225V224H237ZM135 226L133 227L135 230H137L136 228H135ZM145 226V225H144ZM149 226V225H148ZM165 226H167V225H165ZM175 226H174V223H173V225L172 226H169V227H165L167 230L169 229V230H171V229H173V228H175ZM181 226V225H180ZM179 226V227H180ZM199 226H200V224H199ZM152 227V226H151ZM159 227V229H161ZM183 225L181 226V229H183V228H185L186 226H184L183 228ZM192 227H195V225L193 224L192 225ZM191 227V228H192ZM197 227V226H196ZM229 227V226H228ZM227 227V228H228ZM235 227H236V225H235ZM238 227V226H237ZM236 227V228H237ZM126 228V227H125ZM128 228H126V229H128ZM187 228H189V227H187ZM201 228H203V227H201ZM226 228V229H227ZM234 228V227H233ZM140 229V228H139ZM138 229V230H139ZM157 229H154V230H157ZM180 229V228H179ZM180 229V230H181ZM186 229V228H185ZM182 230L181 232H182V234L185 232V231H187V230ZM194 229V228H193ZM193 229H192V231H193ZM197 229H200V228H197ZM225 229V232L227 231ZM229 229H230V227H229ZM132 230V229H131ZM134 230V231H135ZM150 230V229H149ZM162 231H165L163 228L161 229ZM176 230V229H175ZM175 230H171V232L169 231H167L168 233H170L171 235H173V233L174 232H177V231H175ZM178 230V229H177ZM179 230V231H180ZM190 230V229H189ZM224 230V229H223ZM134 231H133V234H134ZM151 231V230H150ZM162 231H159L160 233H162ZM194 231H196V229L194 230ZM203 231H204V229H203ZM206 231V230H205ZM233 231V230H232ZM119 232V233H118ZM128 232V231H127ZM166 231L164 232V233H162V234H164V236H166L167 237V235H170V234H167V235H165V233H167ZM173 232V233H172ZM188 232V231H187ZM190 232V231H189ZM221 232V231H220ZM224 232V231H223ZM238 231H236L235 232V229H234V231L232 232V234L234 235V233L236 234ZM132 233V232H131ZM138 233V234H139ZM177 233H179V232H177ZM177 233H175V235L177 234ZM203 233V232H202ZM202 233H200L199 231H198V235L197 236H199V234L201 235ZM222 233V232H221ZM231 233V232H230ZM230 233H228V234H230ZM152 234V233H151ZM196 234H197V231H196ZM225 234H227V233H225ZM231 234V235H232ZM136 235H137V237H136ZM143 235V236H142ZM160 235V234H159ZM129 236V237H128ZM139 236V237H138ZM152 236H154V238H156L155 237V234H152L151 235V237ZM164 236H159V238L160 237H162V239L164 238ZM181 236V235H180ZM196 236V237H197ZM204 238V240H203V238ZM200 237L202 238V240H203V242L206 240L205 239V236H204V234H202ZM126 237H128V238H126ZM150 237V238H151ZM199 237V238H200ZM145 238V239H144ZM153 238V237H152ZM168 238H170V237H168ZM183 238H185V237H182V240H183ZM190 238H192V237H190ZM198 238V237H197ZM197 238L195 239V238H192L191 240H197ZM161 239V238H160ZM174 239V238H173ZM172 239V240H173ZM178 239V238H177ZM186 239V238H185ZM121 240V241H120ZM152 240V239H151ZM164 240H166L165 238H164ZM163 240V241H164ZM168 240V239H167ZM175 240H176V238H175ZM179 240H181L180 238H179ZM189 240V239H188ZM193 240V241H194ZM153 241V240H152ZM152 241L150 242V243H152ZM162 241V243H161V247L162 248H164V250L166 251V250H169L168 251V253L170 252V249L172 250V251H177L176 249H178L179 247H181L183 244V242L181 243L182 245L181 246H179L178 244H176L175 243V241H174V243H169V242H163ZM187 241V240H186ZM198 241L200 242L201 240H199L198 239ZM171 242V241H170ZM179 242H181V241H179ZM178 242V243H179ZM203 242L201 243V244H199L198 242V244L199 245H202L203 244ZM240 242V241H239ZM244 242V241H243ZM160 243V242H159ZM185 243V242H184ZM187 243H189V242H186V244ZM205 243H206V241H205ZM147 244H149V243H147ZM180 244V243H179ZM185 244V245H186ZM190 244V243H189ZM192 244V243H191ZM196 243L195 242H193V246H191V245H189L191 248H193L194 247V245H195ZM199 245H196V247H194L195 249H197L198 247L197 246H199ZM203 245H205V244H203ZM215 244H213L212 245V247L214 246ZM231 245V244H230ZM188 248H187V247ZM185 247L186 248H183V249H187V251L186 250H184L185 252H183V249L181 250V248L180 249H178V251L180 252H183V254L185 253L186 254V252H187V256L189 255V254H192V253H194L195 254V249H194V251L191 253V251H189L188 249H189V246L188 245H186ZM205 246H207V245H205ZM215 246H217V245H215ZM214 246V247H215ZM221 246H222V244H221ZM227 247H225L224 248V251H225V249L226 250H228L229 252L230 251H234V250H231V249H233L234 247H236V246H234V247H232L233 246V244L231 245V247L227 244L226 245ZM229 246V247H228ZM160 247V249H162ZM201 247V246H200ZM199 247V248H200ZM211 247V246H210ZM145 248V247H144ZM143 250L142 252H141V250ZM157 249V251H159V247L158 248H156ZM175 249V250H174ZM237 249H239V250H241V248L239 247V248H237ZM148 250V249H147ZM151 250V249H150ZM153 250V249H152ZM155 250V249H154ZM163 250V249H162ZM190 250H192V249H190ZM202 250V249H201ZM208 250V249H207ZM207 250H206V252H207ZM146 251V250H145ZM165 251H163L164 253H165ZM172 251H171V253H172ZM198 251V255H196L197 254V252H196V254H195V259H196V261L197 260H204V261H206L207 262V259L205 260V259H203V255H200L199 253V249L197 250ZM213 251H214V249H213ZM212 251V252H213ZM218 251V250H217ZM238 251V250H237ZM242 251V250H241ZM141 252V253H140ZM161 252V251H160ZM173 252V253H174ZM178 252V253H179ZM180 252V253H181ZM188 252H190L189 254H188ZM239 252V251H238ZM243 252V251H242ZM247 252V251H246ZM155 253H156V251H155ZM168 253H167V255H168ZM204 253H205V250H204ZM219 253H220V251H219ZM218 253V254H219ZM231 253H234V254H236V251L235 252H230V254ZM240 253V252H239ZM248 253V252H247ZM247 253H244V254H247ZM160 254V253H159ZM176 254V253H175ZM207 254V253H206ZM215 254V253H214ZM217 254V253H216ZM217 254V255H218ZM222 254H225V256L227 257L228 255H229V257H230V254H228V255H226V253L225 252H223ZM241 254V253H240ZM240 254H238V255H240ZM243 254V253H242ZM241 254V255H242ZM161 255H163V254H161ZM164 255H166V254H164ZM166 255V256H167ZM221 255V254H220ZM231 255H233V254H231ZM166 256H164V257H166ZM185 257L186 259H184L185 261H183L184 263L183 264H185V262H186V260H187V258H188V260L187 261H189L188 262V264L190 263V260L192 261V263H195V261L193 262V260H195V259H192V256L194 257V255H192L191 256V259L189 258L190 257V255L188 256V257ZM200 256H202V258L200 257ZM210 256H212L214 259H210V260H213L214 262H217L218 260H219V257L218 256H216V255H214L213 256V253L210 255ZM234 256V255H233ZM144 257V258H143ZM161 257V256H160ZM171 257H173V256H170V258ZM200 257V258H199ZM208 257V256H207ZM220 257H223V255H221ZM228 257V258H229ZM159 258V257H158ZM169 257H166V259H164V260H167ZM175 258V257H174ZM177 259V258H176ZM182 259V260H183ZM171 260V259H170ZM172 260H173V258H172ZM171 260V261H172ZM178 260V259H177ZM181 260V261H182ZM210 260H208V264H209V261ZM227 260V259H226ZM160 261H162V258L160 259ZM168 261V260H167ZM176 261V260H175ZM180 261V262H181ZM199 261H198V263L196 262L195 264H199ZM212 261V262H213ZM115 262H118V263H115ZM163 262V261H162ZM161 262V263H162ZM173 262V261H172ZM177 262V261H176ZM180 262H177V263H179V264H181ZM203 262V261H202ZM205 262V264H207ZM211 262V263H212ZM223 262H225V260L223 261ZM165 263H166V261H165ZM165 263H162V264H165ZM192 263H190V264H192ZM200 263H201V261H200ZM219 263V262H218ZM150 264V263H149ZM172 264V263H171ZM175 264V263H174ZM204 264V263H203ZM213 264H216V263H213Z\"/></svg>",
  "mask_w": 264,
  "mask_h": 264
}]
</instances>
